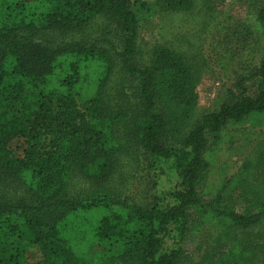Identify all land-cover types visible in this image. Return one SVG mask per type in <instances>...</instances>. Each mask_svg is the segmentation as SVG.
Listing matches in <instances>:
<instances>
[{
    "label": "trees",
    "instance_id": "trees-1",
    "mask_svg": "<svg viewBox=\"0 0 264 264\" xmlns=\"http://www.w3.org/2000/svg\"><path fill=\"white\" fill-rule=\"evenodd\" d=\"M196 6L0 0V264H184L187 251L166 240L192 233L199 208L212 218L206 264H264V140L204 199L211 146L264 114V58L199 114L203 64L143 39L149 18ZM251 9L264 33V0ZM97 21L101 37L85 36ZM139 172L151 189L175 178L167 199L128 195Z\"/></svg>",
    "mask_w": 264,
    "mask_h": 264
},
{
    "label": "rangeland",
    "instance_id": "rangeland-1",
    "mask_svg": "<svg viewBox=\"0 0 264 264\" xmlns=\"http://www.w3.org/2000/svg\"><path fill=\"white\" fill-rule=\"evenodd\" d=\"M259 3L260 0H216V4L208 9L206 0H196L197 6L190 15L159 16L142 23L145 42L153 44L159 41L188 49L190 55L197 56V61L203 64L204 73L200 75L198 85L199 114L213 109L220 98L224 97L221 92L241 76L248 77L249 72L264 58V33L250 15L251 8ZM210 9L211 11H207ZM247 24H250L249 27ZM100 27L101 23L97 21L84 35L100 38ZM226 57H229V63L224 67L220 59ZM258 140H264V114L251 117L243 125H230L223 131L222 139L211 146L207 155L210 168L205 201L211 200L221 186V181L236 173L254 153ZM167 172L170 173L168 170ZM170 176H161L158 189H151L147 185L148 181H152L151 177L147 172H139L129 186L128 195L137 197L145 205L154 203L158 196L161 200H166L175 184V178ZM75 185L77 190L88 188L81 181H75ZM17 189L6 187L4 190L9 194H18ZM195 212H191L194 219L192 233L180 243H176L174 237L166 240V247H181L187 251L184 264H206L210 256V241L213 237L209 239L211 232L208 234V230L210 231L212 218L204 208ZM28 256L30 262L38 259L35 248H29Z\"/></svg>",
    "mask_w": 264,
    "mask_h": 264
}]
</instances>
